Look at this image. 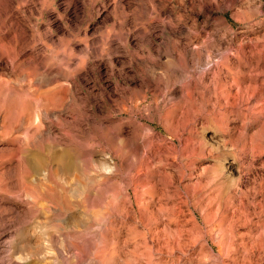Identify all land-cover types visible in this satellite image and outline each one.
<instances>
[{
    "label": "rangeland",
    "instance_id": "obj_1",
    "mask_svg": "<svg viewBox=\"0 0 264 264\" xmlns=\"http://www.w3.org/2000/svg\"><path fill=\"white\" fill-rule=\"evenodd\" d=\"M0 264H264V0H0Z\"/></svg>",
    "mask_w": 264,
    "mask_h": 264
},
{
    "label": "bare ground",
    "instance_id": "obj_2",
    "mask_svg": "<svg viewBox=\"0 0 264 264\" xmlns=\"http://www.w3.org/2000/svg\"><path fill=\"white\" fill-rule=\"evenodd\" d=\"M2 24V23H1ZM3 25H4V23H3ZM39 97V96H38ZM62 101V99L60 100V102ZM59 102V101H58ZM57 102V103H58ZM63 103V102H62ZM48 109V108H47ZM9 113V112H8ZM15 113V112H14ZM34 117H36V120H37V116H34ZM33 119H35V118H33ZM31 122V121H30ZM33 122H35V121H33ZM36 122H38V121H36ZM35 122V123H36ZM38 128H40V126L38 127ZM37 134V133H36ZM39 135V134H38ZM37 137V136H36ZM112 138V137H111ZM115 140V139H114ZM112 143H113V141H112ZM104 144V143H103ZM51 147H53V146H51ZM50 147V148H51ZM49 148V147H48ZM52 149V148H51ZM46 151V150H45ZM48 151V150H47ZM46 151V152H47ZM49 152V151H48ZM48 155V154H47ZM50 155H51V153H50ZM46 157V156H45ZM54 157V156H53ZM104 158V157H103ZM49 159H51V158H49ZM45 160H47V159H45ZM64 160V159H63ZM61 161V162H58V168H57V166H56V168L57 169H55V167H54V169H50V172H49V174L47 175L45 172V174H43V177L45 178V180H46V178L47 177H49V176H51V178L52 179H56L57 181L58 180H61L62 182H63V174L62 173H60L61 171L64 173V172H67V173H69V172H72V173H74V176H75V180H73L72 179V181H74V183H76V185L77 184H79V185H81L82 187H84L85 189H88L89 187H91V186H94L95 184H97L96 183V181L98 180L99 181V172H101V171H96L95 173H93L94 175V178L95 179H93V178H91V176H89V173H91V168L89 169V167H87V168H85L86 166L84 165V166H82L80 163H79V160H77L76 162H74L73 160H72V163H69V162H71V161H69V162H65V161ZM41 161V160H40ZM39 161V162H40ZM52 161V160H51ZM51 161H49V160H47V161H44V162H41V167H45V166H48V165H50V162ZM96 161V160H95ZM98 161V160H97ZM53 162V161H52ZM51 162V163H52ZM84 161H81V163H83ZM88 162V161H87ZM90 162H91V160H90ZM89 162V164H91V165H93V167L95 166V163H90ZM99 162V161H98ZM105 162V161H104ZM85 163H86V161H85ZM106 163V162H105ZM40 164V163H39ZM38 164V165H39ZM101 164V163H100ZM53 165V164H52ZM86 165H87V163H86ZM106 165V164H105ZM87 166H90V165H87ZM99 166V165H98ZM102 166V165H101ZM41 167H39V168H41ZM84 167V168H83ZM50 168H52V167H50ZM102 168H103V166H102ZM30 169V168H29ZM29 169H27L26 171H28ZM48 169H49V167H48ZM106 169V168H105ZM108 169V168H107ZM106 169V170H107ZM137 169V168H136ZM111 170H112V168H111ZM103 171H105V170H103ZM115 171V170H114ZM48 172V171H47ZM108 172V171H107ZM71 173V174H72ZM65 174V173H64ZM102 174V173H101ZM40 175V174H39ZM92 175V174H91ZM68 176V175H67ZM67 176H65V177H67ZM73 176V177H74ZM92 176V177H93ZM101 176V175H100ZM72 177V178H73ZM102 178V177H101ZM69 179H70V176H69ZM101 180V179H100ZM56 181V183H58ZM65 181V180H64ZM50 182H52V181H50ZM66 182V181H65ZM47 183H48V181H47ZM46 184V183H45ZM51 184V183H50ZM53 184V183H52ZM66 184H69V183H67L66 182ZM73 184V183H72ZM72 184L70 185V187H68V189L69 188H74V187H72ZM36 185H39V184H36ZM43 185V184H42ZM53 185H55V183L53 184ZM57 185V184H56ZM40 186H41V184H40ZM46 186H47V184H46ZM46 186H44V187H46ZM58 186V185H57ZM59 186H61V185H59ZM59 186H58V188L57 189H59ZM43 187V186H42ZM48 187H50V186H48ZM55 187V186H54ZM53 187V188H54ZM63 187H65L64 185H63ZM62 186H61V188H63ZM78 187V186H77ZM38 188H40V187H38ZM51 188V187H50ZM60 188V189H61ZM80 188V187H79ZM83 188V189H84ZM66 189V188H65ZM43 190V189H42ZM51 190L52 189H50V191H49V189L45 192H43L42 194H41V196H40V200H42V201H45V202H47L48 204L51 202V200H59L58 202H60L61 203V205H63V206H66V207H69L70 206V198L68 197V194H69V192L67 193V192H65V190H64V188H63V192H62V194L60 193V195L56 198V193H55V195L53 194V193H51ZM54 191H55V189H53ZM70 190V189H69ZM53 191V192H54ZM62 191V190H61ZM77 192V191H76ZM81 192V191H80ZM75 193V192H74ZM72 194V193H71ZM79 194V193H78ZM83 194V193H82ZM121 194V193H120ZM119 194V195H120ZM73 195V194H72ZM75 195H77V194H75ZM79 196V195H78ZM77 196V197H78ZM88 196V195H87ZM86 196V197H87ZM128 196H129V194H128ZM127 196V197H128ZM83 197V196H82ZM81 196H80V198H82ZM97 198V197H96ZM74 199H75V197H74ZM73 199V200H74ZM85 199V198H84ZM53 200V201H54ZM110 200V199H109ZM85 201V200H84ZM88 201V200H87ZM104 201V200H103ZM105 201H106V199H105ZM41 202V201H40ZM39 202V203H40ZM56 202V201H55ZM75 202V201H74ZM73 202V203H74ZM78 202V201H77ZM81 202H82V200H81ZM42 203V202H41ZM76 203V202H75ZM74 203V204H75ZM85 203H86V201H85ZM84 203V204H85ZM105 203V202H104ZM58 204V203H57ZM79 204H80V202H79ZM82 204V203H81ZM59 205V204H58ZM69 205V206H68ZM101 205H102V203H101ZM100 205V206H101ZM104 205V204H103ZM102 205V206H103ZM107 205H109V204H106V206ZM51 206V205H50ZM82 206V205H81ZM101 206V208H96L97 206H95V212H94V215H95V218H98L99 216L101 217V214H102V207ZM105 206V205H104ZM53 207V206H52ZM71 207V206H70ZM99 207V206H98ZM120 207V206H119ZM94 208V207H93ZM112 208V207H111ZM110 208V211L109 212H111V209ZM116 208H118L117 206H116ZM53 209V208H52ZM114 209H115V206H114ZM106 210H108V209H106ZM118 210H119V208H118ZM54 211H57L56 210V208L54 209ZM59 211V210H58ZM120 211V210H119ZM113 212H114V214L116 213L114 210H113ZM122 212V211H121ZM52 213H53V211H52ZM57 213V212H56ZM112 213V212H111ZM93 214V213H92ZM107 214V213H106ZM105 214V215H106ZM114 214H112V215H114ZM117 214H120V213H117ZM126 214V213H125ZM110 215V214H109ZM123 215V214H122ZM122 215H120V216H122ZM111 216V215H110ZM106 217V216H105ZM109 217V216H108ZM107 217V218H108ZM113 217V216H112ZM115 217V216H114ZM102 218V217H101ZM113 219H115L114 221H116V219H119V218H113ZM103 221H104V219H102ZM110 220V219H109ZM105 221H107V220H105ZM109 222V221H108ZM108 224V223H107ZM111 224H113V223H111ZM105 225V224H104ZM103 225V226H104ZM102 226V225H101ZM107 226V225H106ZM105 226V227H106ZM107 228V227H106ZM89 232V231H88ZM87 232V233H88ZM89 234V233H88ZM34 236V235H33ZM112 236V235H111ZM114 237V236H113ZM107 247V246H106ZM106 251V250H105Z\"/></svg>",
    "mask_w": 264,
    "mask_h": 264
}]
</instances>
